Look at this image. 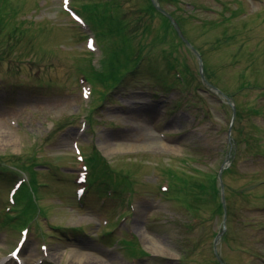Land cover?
<instances>
[{
    "label": "rangeland",
    "instance_id": "1",
    "mask_svg": "<svg viewBox=\"0 0 264 264\" xmlns=\"http://www.w3.org/2000/svg\"><path fill=\"white\" fill-rule=\"evenodd\" d=\"M124 1V11L141 4ZM11 5L32 19L34 26L28 30L36 49L24 46L27 51L22 52L19 42L9 40L6 47L13 55L10 62H0V84L7 86H0V155H31L37 142L39 161L47 163L44 167L51 163L56 171L53 177L38 168L47 216H38L36 226L45 240L29 228L21 251L25 263L76 264L75 251H83L89 255L84 263L216 264L213 239L221 233L214 247L222 263L264 264V0L164 2L165 10L181 14L185 36L202 56L205 77L225 98L199 84L198 59L156 16L152 35L141 40L144 61L136 74L125 78L103 102L97 95L90 101L80 95L76 67L87 55L81 31L62 12L60 0H12ZM21 31L17 36L25 44V30ZM166 55H171V63ZM94 57H100L99 50ZM2 63L13 68L6 73ZM171 65L182 72L186 88L175 83ZM156 73L164 74L174 88H161L153 79ZM35 80L42 85L32 84ZM88 102L91 107L100 105L93 113V129L83 130L79 120L43 144L54 121L84 115ZM230 106L236 107L234 114ZM75 141L83 153L95 148L112 168L131 175L134 194L128 204L91 194L78 204L71 185ZM164 165L184 169L189 176H209L210 182L215 180L213 193L206 186L192 198L183 200L182 192L177 198L157 200ZM16 179L10 173L0 176V209ZM116 216L121 217L113 226L112 240L134 239L153 256L137 258L120 246L109 249L100 231L111 229ZM105 218L110 220L107 225ZM3 231L0 259L17 234ZM43 241L45 252L38 247ZM152 243L159 252H153Z\"/></svg>",
    "mask_w": 264,
    "mask_h": 264
},
{
    "label": "trees",
    "instance_id": "2",
    "mask_svg": "<svg viewBox=\"0 0 264 264\" xmlns=\"http://www.w3.org/2000/svg\"><path fill=\"white\" fill-rule=\"evenodd\" d=\"M159 2L161 3L160 0H159ZM99 8H102V10H104V7H99ZM171 15L180 24V22L182 20L181 14H178L175 11H173L171 13ZM103 18H107V16L104 15ZM147 18H148V20L149 19L152 20V18H153L152 12H150V14L148 15ZM179 18H181V19H179ZM184 19H185V17H184ZM96 26H97V35L101 39V42H104V43H106V39L108 37H112L116 34V32H118L116 34V37H118V39H119L118 41L121 42V44H123V45L125 44V45L123 47L119 48V50L116 53H119V55L120 54L122 55L123 53L127 52L128 48H129L128 47L129 45L127 44L128 38L125 35L124 26H123L121 20L115 19V22L112 25L110 24V26H106V24H104V20L103 21L101 20V21H98ZM148 31H149V27L147 25H144V32H148ZM125 56H127V54H125ZM129 56H131V54H128V56L126 57L123 64H121V62H119L117 60L114 61V58H112V56H111L110 62L108 60L103 62L104 63V71L101 73L102 75L89 72L90 80L93 83L100 81V83L106 85L107 88H114V83H116L119 80L118 76L125 72L123 69L126 68V64H127V60L129 58ZM134 72H135V70H134ZM182 80L184 81V85L187 86L188 82L185 81L186 80L185 77ZM201 178H199L197 175H192L191 177L189 176L186 178V180H184V179H182L181 174H176V176H175L176 182L174 185L175 187H173L171 189L172 195H173V193L179 194V191H180V192L185 193V195L183 197L186 198V196H187V197L192 198L193 196L197 195V193H200L202 190H204V188L206 186H207V188H208V186H210L209 189L213 193V187L212 186L214 185L215 180L213 182H210L209 176H204Z\"/></svg>",
    "mask_w": 264,
    "mask_h": 264
},
{
    "label": "bare ground",
    "instance_id": "3",
    "mask_svg": "<svg viewBox=\"0 0 264 264\" xmlns=\"http://www.w3.org/2000/svg\"><path fill=\"white\" fill-rule=\"evenodd\" d=\"M150 248L153 250V252H159L160 251L159 246L155 243H152V245H150ZM75 252L76 253L74 254V261L76 264H102V263L93 262L91 260H88V262L84 263L83 259L87 260L89 258V255L83 251H75Z\"/></svg>",
    "mask_w": 264,
    "mask_h": 264
},
{
    "label": "water",
    "instance_id": "4",
    "mask_svg": "<svg viewBox=\"0 0 264 264\" xmlns=\"http://www.w3.org/2000/svg\"><path fill=\"white\" fill-rule=\"evenodd\" d=\"M151 2H152V4L155 6V8H156L157 10L161 11V10L155 5V1H154V0H151ZM169 19H170V21H171L173 27L175 28L176 32H177L178 35L180 36V38H181L184 42H186L185 39L183 38V36L181 35V33H180V31H179V28H178L177 24H176V23H175L170 17H169ZM200 67H201V66H200ZM221 168H222V167H221Z\"/></svg>",
    "mask_w": 264,
    "mask_h": 264
},
{
    "label": "snow or ice",
    "instance_id": "5",
    "mask_svg": "<svg viewBox=\"0 0 264 264\" xmlns=\"http://www.w3.org/2000/svg\"><path fill=\"white\" fill-rule=\"evenodd\" d=\"M68 2V0H65V3H67ZM89 48H92L93 47V44H92V42L91 41H89Z\"/></svg>",
    "mask_w": 264,
    "mask_h": 264
}]
</instances>
